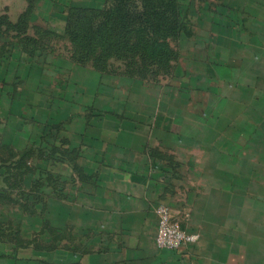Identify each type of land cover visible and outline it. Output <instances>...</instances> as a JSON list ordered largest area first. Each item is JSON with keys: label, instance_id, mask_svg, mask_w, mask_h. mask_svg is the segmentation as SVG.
Segmentation results:
<instances>
[{"label": "rangeland", "instance_id": "374dc122", "mask_svg": "<svg viewBox=\"0 0 264 264\" xmlns=\"http://www.w3.org/2000/svg\"><path fill=\"white\" fill-rule=\"evenodd\" d=\"M127 2L129 16L119 0H0V250L53 264L86 254L93 238L131 236L87 208L97 185L85 173L107 154L105 138L129 148L110 149L112 167L119 157L142 163L153 219L142 233L156 234L158 249L162 207L198 240H240L248 220L264 224V0ZM141 5L152 32L134 27ZM166 8L191 36L175 37ZM11 137L14 158L3 145ZM189 207L201 221L186 220Z\"/></svg>", "mask_w": 264, "mask_h": 264}, {"label": "crops", "instance_id": "0c3cea01", "mask_svg": "<svg viewBox=\"0 0 264 264\" xmlns=\"http://www.w3.org/2000/svg\"><path fill=\"white\" fill-rule=\"evenodd\" d=\"M11 127L14 131L15 126ZM111 130L112 127L104 126L103 132L112 133ZM113 132L118 134L123 130L121 127H116ZM134 133L140 134L141 132L136 130ZM14 138H10L12 142H3V145L11 150L13 154L11 158L15 157L16 151ZM99 143L102 150L107 154L104 153L105 157L98 163L95 162L93 165H89L85 173L87 176L92 174L94 184L97 185V188L93 187L89 194L90 199L87 208L93 212L103 210L105 227L124 228L127 226L133 229L132 234L123 238L113 236H108L109 238L104 236L98 238V240L93 238L89 240V243H95L100 247L95 248V245L92 244L94 245L93 248L81 257L58 258L53 264H264V231H262V229L264 230V224L258 223L255 225L253 219L248 220L246 224L247 232L240 240L220 236L207 238L201 235L199 240L180 252L158 249L155 242L156 234L150 236L146 232L142 233L147 222H151L153 219L149 212L148 203L140 193L143 191L138 188V183L146 180L143 174L140 176L136 173L138 170H142L141 161L133 158L129 162L131 158L129 160L127 157H119L115 159L114 167H112L111 161L108 162L106 159V156L111 152L110 149L114 148L128 152L127 141L111 142L110 140L106 141L105 138ZM13 160H6V164L9 165ZM129 164L131 168L141 166L140 168L131 169L127 167ZM65 165L66 163L60 164L59 172L61 175L75 176V171L70 166L67 165L68 167H66ZM4 170L5 168L0 160V187L5 178ZM117 181H121L118 188L108 183ZM198 193L202 194L201 191ZM228 193L233 198L234 192L228 191ZM199 196L201 197V195ZM193 198H195V201L192 199L191 202L197 203L198 201L199 205H202V203L208 205V201L200 199L198 195ZM184 213L188 221L194 217H197L200 221L203 218L202 215L195 212V208L189 207ZM157 218L155 216L154 221L158 229ZM231 218H234V216L231 215ZM46 262H48L47 257H33L29 250L23 248L16 249V251L10 248L6 251L0 250V264H47Z\"/></svg>", "mask_w": 264, "mask_h": 264}, {"label": "built area", "instance_id": "2783aa9c", "mask_svg": "<svg viewBox=\"0 0 264 264\" xmlns=\"http://www.w3.org/2000/svg\"><path fill=\"white\" fill-rule=\"evenodd\" d=\"M158 215V243L163 249L180 252L198 240L196 234L184 231L172 221V215L168 208H160Z\"/></svg>", "mask_w": 264, "mask_h": 264}, {"label": "trees", "instance_id": "16d2710c", "mask_svg": "<svg viewBox=\"0 0 264 264\" xmlns=\"http://www.w3.org/2000/svg\"><path fill=\"white\" fill-rule=\"evenodd\" d=\"M141 1V4H142V0H139ZM135 4V3H134ZM125 7H129V3L127 2V0H119V3H118V8L121 12H123V14L125 16H129L132 14V12H130V9L131 8H127L125 10ZM142 8H145V5H141V7H138V6H135L133 8V14L135 16V20H134V23L140 25V26H134V27H138V28H142V29H147L148 31L152 32L154 31V24H153V17L152 16H148L147 18H144L147 14H145L144 16H141L139 14V10H142ZM109 11V10H108ZM108 11H104L102 10V12H100L102 14V16H105V14L108 12ZM164 12L168 13V14H171V17H168L166 16L164 19L167 24H169L171 26V28L173 29L174 31V34H175V37L179 40H183L184 39V35L185 36H191V33L188 32V30L183 27L184 25H181L179 23V21H177L175 18H173V14H176V11L175 10H171L170 8H166L164 10ZM111 11L108 13L110 14ZM107 15V14H106ZM176 16V15H175ZM176 18H178L176 16ZM178 20H180L178 18ZM106 24V23H105ZM129 27L132 28V25H130ZM101 29V25H94L92 27V31L91 32H99V30Z\"/></svg>", "mask_w": 264, "mask_h": 264}]
</instances>
